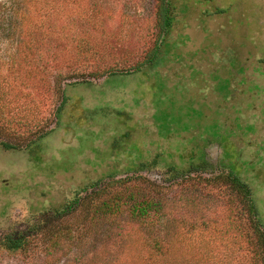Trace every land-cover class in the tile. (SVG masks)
<instances>
[{"label": "rangeland", "instance_id": "1", "mask_svg": "<svg viewBox=\"0 0 264 264\" xmlns=\"http://www.w3.org/2000/svg\"><path fill=\"white\" fill-rule=\"evenodd\" d=\"M31 5L26 55L0 32V235L34 236L0 264H264V0H168L160 48L161 0ZM62 228L84 248L44 253Z\"/></svg>", "mask_w": 264, "mask_h": 264}, {"label": "trees", "instance_id": "2", "mask_svg": "<svg viewBox=\"0 0 264 264\" xmlns=\"http://www.w3.org/2000/svg\"><path fill=\"white\" fill-rule=\"evenodd\" d=\"M31 2H37V0H0V32L5 36L9 41H11V46L15 45L14 49L16 51L24 52V55L27 54V51L30 48V45L28 44V40H25V30L24 26L28 20L29 13L33 9L34 5H31ZM167 2L168 0H161L162 10H160V16H161V21L159 23V32L160 36L162 37L159 43V47H161L164 36L168 30V28L171 26V17L168 15L167 11ZM31 21V20H30ZM158 52H151L148 55V58L146 59L145 64L150 63L152 58L157 55ZM144 64V65H145ZM143 65V66H144ZM141 68L137 67L136 70H139ZM125 72H129L126 71ZM119 73V71L112 70L110 69L109 71L106 72V77L112 74ZM72 75H69L68 78H70ZM63 94V93H62ZM65 98L62 96L61 99V104L59 107L56 109L55 113L58 114L60 109L63 106ZM2 147L5 149H15L11 145H6L5 143H0ZM232 182L235 184V186L244 192V196L248 198V207L250 210V215H252L253 220H255V224L257 225L256 222H258L257 217H256V212L254 205L252 203L251 198H249L248 194L251 195L249 188L247 187L246 184L242 183L239 181L236 177H231ZM121 198L118 197V195H114L111 199L109 200H104L101 204V209L103 214L107 216L110 214L109 210L112 208V202H117ZM153 204L151 201H144L140 200L138 203H132L130 206L129 211L131 212L132 215L136 216V218L142 220L140 224H142V228H140V231L142 234L145 236L146 235V241H144L145 246H148V250H152L155 253H159V255H162L164 257L166 256H173L174 254V248L173 245L168 242L164 236L162 237H157L154 236L152 237L151 234L153 233V229H151L149 226H147V220L151 218L150 216V210L152 209ZM69 209V210H68ZM100 209V210H101ZM66 210V212H65ZM70 211V208H66L60 211H57L53 214L56 218H59L60 216H63L64 214H67ZM95 211H98L95 209ZM41 225H45V218L42 219V222L40 223ZM255 225V226H256ZM260 225V224H259ZM37 229V228H35ZM35 231V230H33ZM66 232L68 236H62L65 237L62 239V241L59 240L60 234ZM258 234V239L260 241V244L262 245V249L264 248V231L259 229V226H256L254 233ZM80 234L74 233L72 229L70 228H62L56 231L51 235V238L48 239V242L44 248V253L49 252V254L53 253L54 251H59L61 249H64L67 247L69 244H74L76 247L79 248H84L83 244H81V236ZM34 235L31 234V230L24 232H8L4 234L3 236L0 235V247L3 249H6L8 251H26L27 248V242L30 237ZM84 236V235H83ZM67 239V240H65ZM68 241V242H66ZM72 242V243H71ZM264 250V249H263ZM262 250V252H263ZM169 259V258H166ZM150 257L147 258H142V260H135L133 263L136 264H152L154 261H150ZM111 262V261H109ZM109 264V263H108Z\"/></svg>", "mask_w": 264, "mask_h": 264}]
</instances>
